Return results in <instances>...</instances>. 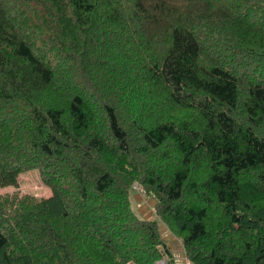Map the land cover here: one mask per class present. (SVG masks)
<instances>
[{
	"label": "trees",
	"instance_id": "1",
	"mask_svg": "<svg viewBox=\"0 0 264 264\" xmlns=\"http://www.w3.org/2000/svg\"><path fill=\"white\" fill-rule=\"evenodd\" d=\"M32 169L0 264H264V0H0V190Z\"/></svg>",
	"mask_w": 264,
	"mask_h": 264
},
{
	"label": "rangeland",
	"instance_id": "2",
	"mask_svg": "<svg viewBox=\"0 0 264 264\" xmlns=\"http://www.w3.org/2000/svg\"><path fill=\"white\" fill-rule=\"evenodd\" d=\"M19 192L20 194H29L37 198L51 196V190L43 184L38 169H32L23 172L18 177V188H8L0 190V194ZM152 200H145L141 195L134 191L132 209L139 218L147 220H156L152 210Z\"/></svg>",
	"mask_w": 264,
	"mask_h": 264
},
{
	"label": "crops",
	"instance_id": "3",
	"mask_svg": "<svg viewBox=\"0 0 264 264\" xmlns=\"http://www.w3.org/2000/svg\"><path fill=\"white\" fill-rule=\"evenodd\" d=\"M168 243H172V254L174 257V263L175 264H189L185 258L183 249L181 247V243L176 240L175 238L169 237V235L166 237Z\"/></svg>",
	"mask_w": 264,
	"mask_h": 264
},
{
	"label": "built area",
	"instance_id": "4",
	"mask_svg": "<svg viewBox=\"0 0 264 264\" xmlns=\"http://www.w3.org/2000/svg\"><path fill=\"white\" fill-rule=\"evenodd\" d=\"M159 264H165L164 261L159 262Z\"/></svg>",
	"mask_w": 264,
	"mask_h": 264
}]
</instances>
